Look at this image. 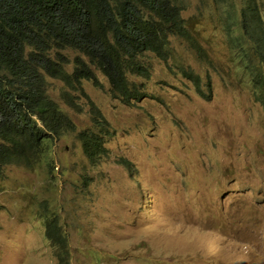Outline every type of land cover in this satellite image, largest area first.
Masks as SVG:
<instances>
[{
  "label": "rangeland",
  "instance_id": "rangeland-1",
  "mask_svg": "<svg viewBox=\"0 0 264 264\" xmlns=\"http://www.w3.org/2000/svg\"><path fill=\"white\" fill-rule=\"evenodd\" d=\"M207 15L211 65L199 67L191 51L179 52L201 77L211 76V90L165 62L146 83L155 98L117 101L106 82L89 84L119 128L109 155L83 162L80 144L64 137L54 147L56 179L43 156L32 172L7 168L0 264H59L62 244L47 234L49 215L69 231L71 264H264V104L228 51L251 53V45L257 53V31L232 13L240 29L225 35L217 13ZM70 183L87 186L75 194Z\"/></svg>",
  "mask_w": 264,
  "mask_h": 264
},
{
  "label": "clouds",
  "instance_id": "clouds-1",
  "mask_svg": "<svg viewBox=\"0 0 264 264\" xmlns=\"http://www.w3.org/2000/svg\"><path fill=\"white\" fill-rule=\"evenodd\" d=\"M242 1L0 0V40L8 42L13 53L0 62V151L30 147L40 137L38 159L45 158L56 179L54 147L61 138L73 137L81 146L83 162L96 164L109 155L111 138L118 136L119 128L114 118L115 126L111 123L107 105L90 96L88 85L100 88L106 82L117 101L155 98L145 89L157 62H165L168 70L181 76V63L192 67L179 49L191 51L195 65H211L202 27L211 9L225 35L239 28L237 19L231 21L232 13H237L239 22L257 31V39L264 37V0ZM190 7L196 12L191 14ZM190 26L192 36L202 40L209 62L198 60L187 39ZM107 46L115 59L95 56L100 51L106 54ZM240 71L252 89L254 68L244 65ZM75 119H83L84 125L78 126ZM38 159L34 165L17 162L1 167L0 182L7 179V168L32 172ZM124 166L133 175L131 165ZM69 185L75 194L87 186Z\"/></svg>",
  "mask_w": 264,
  "mask_h": 264
},
{
  "label": "trees",
  "instance_id": "trees-1",
  "mask_svg": "<svg viewBox=\"0 0 264 264\" xmlns=\"http://www.w3.org/2000/svg\"><path fill=\"white\" fill-rule=\"evenodd\" d=\"M251 2H253L251 0ZM194 33V27L190 26L188 31L187 39H189L192 43V48L195 50L198 60L209 62L206 50L202 46V40H198L194 38L192 35ZM102 35V33H101ZM108 51L106 54L96 53L95 56L100 55L104 56L108 59H115L113 55V49L110 46H107ZM255 48L259 51H256L250 45L249 51L251 53H239L235 51L233 47H229L228 51L230 54V58L232 57L237 59V62L242 64L241 67L246 65V67H253L255 74L257 76L254 85L252 86L256 92L254 93L258 100L264 104V73L262 71V66H264V37L262 39H258L257 45ZM13 55L12 48L8 44V42L4 40H0V62L6 61L7 59L11 58ZM182 77L191 79L194 81L196 86L200 88L201 82H205L208 86L209 90L212 89L211 85V76H206V80L200 76V74L190 65H186L181 63L180 70ZM210 96H208V99ZM41 147V138L38 137L34 140L33 144L30 147L19 148L14 150H2L0 151V168L6 166L7 164L17 163V162H25L29 165H34L38 157L41 155L39 154ZM90 154L93 156L95 155V151H91ZM97 159L91 160L96 161ZM53 219H49L46 223L47 234L52 241H60L61 248L59 252L56 253L59 264H71V247L69 245V231H64L59 227L58 220L56 216L52 217ZM65 228V227H64Z\"/></svg>",
  "mask_w": 264,
  "mask_h": 264
}]
</instances>
